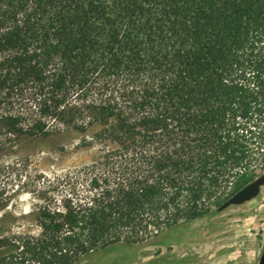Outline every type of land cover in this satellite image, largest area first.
Masks as SVG:
<instances>
[{"label": "trees", "instance_id": "16d2710c", "mask_svg": "<svg viewBox=\"0 0 264 264\" xmlns=\"http://www.w3.org/2000/svg\"><path fill=\"white\" fill-rule=\"evenodd\" d=\"M0 132L100 148L0 264L165 246L264 151V0H0Z\"/></svg>", "mask_w": 264, "mask_h": 264}, {"label": "rangeland", "instance_id": "374dc122", "mask_svg": "<svg viewBox=\"0 0 264 264\" xmlns=\"http://www.w3.org/2000/svg\"><path fill=\"white\" fill-rule=\"evenodd\" d=\"M0 239L37 237L41 211L62 210L88 195L86 169L100 148L69 133L15 143L0 132ZM213 207V214L180 228L167 245L129 247L83 260L80 264H260L264 252V187L260 195L223 212L219 208L244 187L264 176V151L248 172ZM160 251V252H159Z\"/></svg>", "mask_w": 264, "mask_h": 264}, {"label": "water", "instance_id": "95a60500", "mask_svg": "<svg viewBox=\"0 0 264 264\" xmlns=\"http://www.w3.org/2000/svg\"><path fill=\"white\" fill-rule=\"evenodd\" d=\"M263 187H264V176L260 177L259 179L249 184L248 186L244 187L238 193L233 195L219 208V212H223L232 206L242 205L246 202L256 199L260 195ZM260 264H264V252L261 257Z\"/></svg>", "mask_w": 264, "mask_h": 264}]
</instances>
